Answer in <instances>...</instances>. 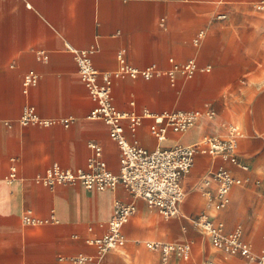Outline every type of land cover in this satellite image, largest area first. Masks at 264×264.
Listing matches in <instances>:
<instances>
[{
	"label": "crops",
	"instance_id": "0c3cea01",
	"mask_svg": "<svg viewBox=\"0 0 264 264\" xmlns=\"http://www.w3.org/2000/svg\"><path fill=\"white\" fill-rule=\"evenodd\" d=\"M220 14L225 19H217ZM200 31L205 35L196 47L193 40ZM68 47L93 49L92 65L100 73L116 70L119 51L137 69L155 66L165 72L170 59L178 64L195 60L199 71L191 79L177 74L174 87L165 75L113 80V102L120 112L200 113L186 133L168 132L167 142L155 140L148 119L134 136L123 122L124 135L153 151L223 138L234 125L242 132L238 156L249 171L220 158L196 156L182 180L179 216L170 219L133 199L121 185L105 191L78 183L46 185L42 178L53 165L85 168L90 144L102 149L110 172L117 175L120 167L121 153L109 127L88 118L94 104ZM38 51L48 55L46 63L36 59ZM29 71L38 82L24 93L22 81ZM25 106L42 118H70L72 123L67 128L23 126ZM219 166L247 181L231 189L224 209L207 212L200 188ZM116 200L134 202L136 212L122 228L124 247L107 254L102 264H161L160 255L144 245L155 241L190 243L188 260L173 256L167 264H201L202 259L203 264H253L211 248L190 223L202 212L221 222L226 233L241 227L253 253H264V0H0V264H55L59 256L92 255L85 240L105 233ZM201 241L207 252L199 259Z\"/></svg>",
	"mask_w": 264,
	"mask_h": 264
},
{
	"label": "built area",
	"instance_id": "2783aa9c",
	"mask_svg": "<svg viewBox=\"0 0 264 264\" xmlns=\"http://www.w3.org/2000/svg\"><path fill=\"white\" fill-rule=\"evenodd\" d=\"M261 8L260 6L258 9ZM217 19H225V15L220 14ZM160 26H164V20L160 21ZM204 35V31L197 34L193 40L196 47L201 45ZM68 49L74 54L79 79L94 104L88 118L100 120L109 127V137L117 144L121 153L120 167L117 175L110 172L102 158V149L90 144L92 154L85 168L70 170L53 165L42 178L46 185L52 187L78 183L87 190L95 191L115 190L118 185H121L133 199L142 200L149 209H156L164 219H170L179 216V207L185 197L182 180L193 168L196 156L220 158L224 163L230 164L241 172L249 171L248 166L241 162L238 156V142L242 138V132L234 125L227 128L226 136L223 138L206 137L190 146L176 145L167 149L159 147L153 151L140 146L135 138L128 140L124 135L123 122L129 124L134 136L142 121L148 119L152 121L149 127L151 135L158 143H162L166 140L168 132L184 134L190 130L199 119L200 113L172 111L159 115L149 112L137 115L120 112L113 102V80L124 77L150 80L153 77L165 75L170 85L174 87L177 74L185 79H191L199 71L195 60L178 64L170 59L171 68L165 72L155 66L137 69L127 63L124 51H119L116 54L118 64L116 70L100 73L92 65L93 49L84 51H76L70 47ZM36 59L46 63L48 55L44 51H38ZM37 82L38 76L33 71H29L23 77V92L27 93L29 88L36 86ZM207 115L212 116L211 113ZM21 123L23 126L47 128L61 125L67 128L72 120L70 118H42L36 113L34 107L25 106ZM14 171L11 169V177L14 176ZM246 181L234 177L224 166L211 170L202 182L205 188H200L205 198L206 211L219 212L224 209L229 203L231 189L243 185ZM213 184L216 188L212 192L209 187ZM135 212L134 202L123 203L116 200L113 215L107 223L105 233L100 237L85 240L86 245L93 248L94 253L73 257L59 256L55 264H102L107 254L124 247L126 239L122 228ZM207 212H202L196 218H190V223L209 239L213 250L227 256H240L253 264H264V253L258 255L253 253L249 244L243 239L241 227L226 233L223 224L213 220ZM144 245L147 250L160 255L161 264H167L173 256L188 260L191 255L190 243L170 244L155 241L146 242Z\"/></svg>",
	"mask_w": 264,
	"mask_h": 264
},
{
	"label": "rangeland",
	"instance_id": "374dc122",
	"mask_svg": "<svg viewBox=\"0 0 264 264\" xmlns=\"http://www.w3.org/2000/svg\"><path fill=\"white\" fill-rule=\"evenodd\" d=\"M131 219H132V218H130V219L128 220V222L131 221ZM128 222H127V223H128ZM203 241H204V240H203ZM203 241H201L200 243H198V245L196 246V252H197V256L199 257V259H200V258H203V255H205L206 252H207L206 243H204ZM202 260H203V259H202ZM202 260H201V264H203ZM208 263H210V262H208Z\"/></svg>",
	"mask_w": 264,
	"mask_h": 264
},
{
	"label": "bare ground",
	"instance_id": "6f19581e",
	"mask_svg": "<svg viewBox=\"0 0 264 264\" xmlns=\"http://www.w3.org/2000/svg\"><path fill=\"white\" fill-rule=\"evenodd\" d=\"M168 140H166L165 142H167Z\"/></svg>",
	"mask_w": 264,
	"mask_h": 264
}]
</instances>
